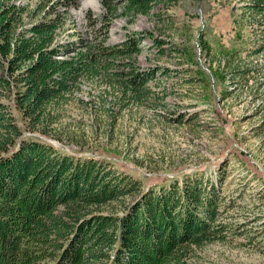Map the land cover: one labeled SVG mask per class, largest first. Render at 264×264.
Instances as JSON below:
<instances>
[{
    "label": "trees",
    "instance_id": "16d2710c",
    "mask_svg": "<svg viewBox=\"0 0 264 264\" xmlns=\"http://www.w3.org/2000/svg\"><path fill=\"white\" fill-rule=\"evenodd\" d=\"M239 2V13H230L233 44L199 37L208 66L196 68L195 81L210 88L212 79L223 86V98L227 84L246 81L251 57L264 56V0ZM100 3L99 16H86L95 32L88 37L69 11L76 0H0V264H201L195 250L221 226L213 227L219 189L203 173L143 187L146 176L118 172L106 159L38 136L68 133L55 127L66 104L82 103L76 94L86 80L117 89L112 102L121 108L153 94L148 82L158 69L144 70L136 59L144 38L160 55L173 50L194 63L188 46L150 31L106 42L115 17L151 15L167 0Z\"/></svg>",
    "mask_w": 264,
    "mask_h": 264
},
{
    "label": "rangeland",
    "instance_id": "374dc122",
    "mask_svg": "<svg viewBox=\"0 0 264 264\" xmlns=\"http://www.w3.org/2000/svg\"><path fill=\"white\" fill-rule=\"evenodd\" d=\"M239 5V0H167L151 15L115 17L107 43L150 31L188 46L194 63H186L183 56L179 60L173 50L160 55L150 38H144L136 59L144 70L158 69L148 82L153 94L121 108L112 102L117 89L104 80H86L76 94L82 103L74 99L66 104L56 124L57 132L68 133L60 139L52 132L38 135L68 152L106 159L118 172L146 176L143 187L172 175L203 173L219 189L213 227L221 226L212 241L195 250L201 264H264V56L251 57L246 81L227 84L224 98L223 86L212 79L210 88L195 81L196 68L208 66L199 37L233 44L230 13H239ZM69 11L78 31L90 37L95 32L86 16H99L104 8L100 0H76ZM131 194L133 198L138 192Z\"/></svg>",
    "mask_w": 264,
    "mask_h": 264
}]
</instances>
